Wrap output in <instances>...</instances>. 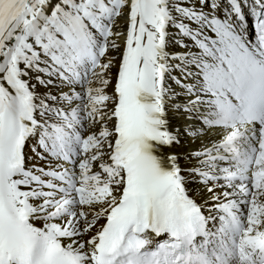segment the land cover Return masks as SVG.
<instances>
[{"label":"snow or ice","instance_id":"obj_1","mask_svg":"<svg viewBox=\"0 0 264 264\" xmlns=\"http://www.w3.org/2000/svg\"><path fill=\"white\" fill-rule=\"evenodd\" d=\"M0 264H264V0H0Z\"/></svg>","mask_w":264,"mask_h":264}]
</instances>
